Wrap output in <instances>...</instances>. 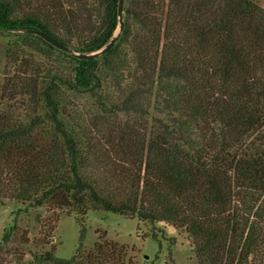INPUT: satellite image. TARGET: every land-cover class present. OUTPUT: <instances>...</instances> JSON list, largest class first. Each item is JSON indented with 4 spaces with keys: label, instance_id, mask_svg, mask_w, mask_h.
Instances as JSON below:
<instances>
[{
    "label": "trees",
    "instance_id": "16d2710c",
    "mask_svg": "<svg viewBox=\"0 0 264 264\" xmlns=\"http://www.w3.org/2000/svg\"><path fill=\"white\" fill-rule=\"evenodd\" d=\"M93 3L0 0V32L21 33L7 51V68L13 61L17 72L5 78L3 93L40 99L46 110L27 120L0 112V198L166 221L186 229L199 264H264V8L252 0H124L117 31L118 0ZM90 7L99 16L94 25ZM115 35L105 53L78 57ZM42 45L73 62L72 77L55 72L46 79V65L19 55L23 47L45 55ZM124 48L132 65L121 59ZM123 71L124 98L113 108L142 118L152 96L161 114L152 130L124 125L76 135L59 116L60 98L102 91ZM102 169L107 177L99 179ZM107 256L121 254L103 241L83 259L44 249L30 264H93Z\"/></svg>",
    "mask_w": 264,
    "mask_h": 264
},
{
    "label": "rangeland",
    "instance_id": "374dc122",
    "mask_svg": "<svg viewBox=\"0 0 264 264\" xmlns=\"http://www.w3.org/2000/svg\"><path fill=\"white\" fill-rule=\"evenodd\" d=\"M252 1L264 8V0ZM32 7L35 8V5L26 4L23 9L28 12ZM94 8L90 7L93 25L99 17ZM19 34L17 31L0 32V112L10 110L23 120L33 114L43 117L46 110L40 99L37 103L28 100L27 95L10 99L9 94L3 93L5 78L15 71L13 61L8 63L7 68V51L18 40ZM43 48L45 55L27 47H23L19 55L46 65L50 69L49 74L42 75L46 79L55 72H60L64 78L72 77L73 62L57 52L46 50L45 46ZM121 59L132 65L128 48H124ZM100 69L102 72L105 70L102 59ZM125 74L126 71H123L119 83L118 78H107L102 91L99 88L93 91L80 89L72 92L69 97L62 96L60 100L65 109L60 112V118L78 136L84 132L100 135L103 131L119 130L124 125H131L138 132L145 129L148 133L153 128L155 118L161 116L154 107L152 96L148 116L142 118L113 108L116 104L120 106L124 98ZM45 80L42 84L40 81V88L46 85ZM90 170L92 168L89 174L94 176ZM102 171L103 176L97 175L99 179L107 177V173ZM45 223L48 224L47 230L42 227ZM13 226H16V230L12 231ZM5 234H10L6 243L3 242ZM22 234L28 238L27 243L21 239ZM103 241L115 244L121 256L115 259L107 256L93 264H199L193 249V239L186 229L166 221L151 222L140 220L137 216L94 209H88L81 215L72 209L59 211L46 206H31L6 197L0 198V264H30L32 255L44 249H53L55 255L61 258L68 259L77 255L83 259L88 252L93 251L96 243Z\"/></svg>",
    "mask_w": 264,
    "mask_h": 264
},
{
    "label": "water",
    "instance_id": "95a60500",
    "mask_svg": "<svg viewBox=\"0 0 264 264\" xmlns=\"http://www.w3.org/2000/svg\"><path fill=\"white\" fill-rule=\"evenodd\" d=\"M123 4H124V0H118V16H119V28L118 30L121 29L122 27V14H123ZM33 32L39 36H41L42 38H44L47 42L51 43L53 46L57 47V48H61L64 50H68L67 47H65L64 45H62L56 38L52 37L51 35L39 31V30H33ZM116 41V35L111 39V41L101 50L94 52L92 54H78L79 58H86V59H93L94 57L105 53L106 51H108L113 44Z\"/></svg>",
    "mask_w": 264,
    "mask_h": 264
}]
</instances>
